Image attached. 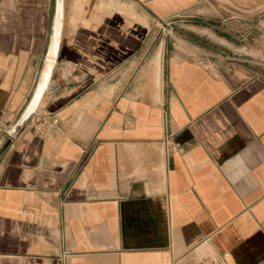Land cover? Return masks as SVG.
<instances>
[{"label":"crops","instance_id":"1","mask_svg":"<svg viewBox=\"0 0 264 264\" xmlns=\"http://www.w3.org/2000/svg\"><path fill=\"white\" fill-rule=\"evenodd\" d=\"M74 1L0 0V264H264V0Z\"/></svg>","mask_w":264,"mask_h":264},{"label":"rangeland","instance_id":"2","mask_svg":"<svg viewBox=\"0 0 264 264\" xmlns=\"http://www.w3.org/2000/svg\"><path fill=\"white\" fill-rule=\"evenodd\" d=\"M90 1L91 0H75L73 7H69V13L72 14L71 24H73V25H81V24L90 25L91 24L90 20L92 19V16L94 19H96V15L103 14V13L107 12V10H109L108 8L107 9L105 8V10L100 9V7L97 8L98 5L96 3H95L96 5H95L94 2L92 3ZM92 1H94V0H92ZM96 1L100 2V1H104V0H96ZM89 2L91 5L89 4ZM61 5L63 7V18H64L63 0H61ZM115 8H118V6H116ZM174 21H175V19L174 20L171 19L167 22H160V26H161L162 31H165L168 35H170L174 29V25H175ZM253 55H254L256 61L262 62L261 58L264 59V54H262L261 51H255ZM34 108L35 107L31 108L30 111H32Z\"/></svg>","mask_w":264,"mask_h":264},{"label":"built area","instance_id":"3","mask_svg":"<svg viewBox=\"0 0 264 264\" xmlns=\"http://www.w3.org/2000/svg\"><path fill=\"white\" fill-rule=\"evenodd\" d=\"M163 20L160 19V22ZM57 122V118L52 119L51 123ZM9 124V119L5 116L0 115V131H6L7 125ZM50 122L47 119L46 113H41L38 120L34 124V129L37 131L43 130Z\"/></svg>","mask_w":264,"mask_h":264},{"label":"bare ground","instance_id":"4","mask_svg":"<svg viewBox=\"0 0 264 264\" xmlns=\"http://www.w3.org/2000/svg\"><path fill=\"white\" fill-rule=\"evenodd\" d=\"M90 2H94V4L96 3L95 2V0L94 1H90ZM90 2H89V4H90ZM103 1H101V3H102ZM106 2V1H105ZM109 2V1H108ZM100 3V4H101ZM97 4V3H96ZM95 4V5H96ZM91 5V4H90ZM98 5V4H97ZM98 7H100V9H104L105 10V8L107 9V8H110V6L107 4V3H102L101 5H98L97 6V8ZM99 11V10H98ZM108 11V10H107ZM34 100V99H33ZM33 102V101H32ZM32 104V103H31ZM31 106V105H30ZM30 106L28 107V109H27V111H26V113H25V115L22 117V119L19 121V123H17L16 124V126H15V129H14V133L16 132V130L24 123V121L27 119V117L29 116V114L31 113V111L28 113V110H29V108H30Z\"/></svg>","mask_w":264,"mask_h":264},{"label":"water","instance_id":"5","mask_svg":"<svg viewBox=\"0 0 264 264\" xmlns=\"http://www.w3.org/2000/svg\"><path fill=\"white\" fill-rule=\"evenodd\" d=\"M34 112V109L31 111V113L29 114V116L27 117V119L24 121V123L16 130V132L15 133H12L13 135H15L16 133H17V131L19 130V129H21L22 127H23V125H25V123L27 122V120L29 119V117L31 116V114ZM17 123H19V121L17 122ZM16 123V124H17Z\"/></svg>","mask_w":264,"mask_h":264}]
</instances>
